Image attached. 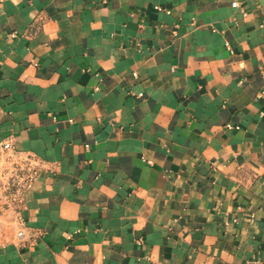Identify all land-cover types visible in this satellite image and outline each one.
Here are the masks:
<instances>
[{
	"label": "crops",
	"instance_id": "obj_1",
	"mask_svg": "<svg viewBox=\"0 0 264 264\" xmlns=\"http://www.w3.org/2000/svg\"><path fill=\"white\" fill-rule=\"evenodd\" d=\"M12 136L0 264H264V0H0Z\"/></svg>",
	"mask_w": 264,
	"mask_h": 264
},
{
	"label": "built area",
	"instance_id": "obj_2",
	"mask_svg": "<svg viewBox=\"0 0 264 264\" xmlns=\"http://www.w3.org/2000/svg\"><path fill=\"white\" fill-rule=\"evenodd\" d=\"M14 143L13 136L0 143V208L12 209L19 215L25 195L41 175V167L34 154L16 152ZM18 218L22 222L21 217ZM18 238H25L24 229L18 233Z\"/></svg>",
	"mask_w": 264,
	"mask_h": 264
},
{
	"label": "rangeland",
	"instance_id": "obj_3",
	"mask_svg": "<svg viewBox=\"0 0 264 264\" xmlns=\"http://www.w3.org/2000/svg\"><path fill=\"white\" fill-rule=\"evenodd\" d=\"M8 237V234H5V238H7Z\"/></svg>",
	"mask_w": 264,
	"mask_h": 264
}]
</instances>
